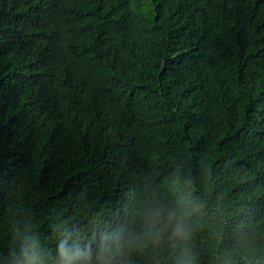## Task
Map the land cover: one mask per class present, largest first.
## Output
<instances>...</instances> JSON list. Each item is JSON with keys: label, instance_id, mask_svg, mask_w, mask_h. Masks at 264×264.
Segmentation results:
<instances>
[{"label": "trees", "instance_id": "obj_1", "mask_svg": "<svg viewBox=\"0 0 264 264\" xmlns=\"http://www.w3.org/2000/svg\"><path fill=\"white\" fill-rule=\"evenodd\" d=\"M182 250L264 264V0H0V264Z\"/></svg>", "mask_w": 264, "mask_h": 264}, {"label": "clouds", "instance_id": "obj_2", "mask_svg": "<svg viewBox=\"0 0 264 264\" xmlns=\"http://www.w3.org/2000/svg\"><path fill=\"white\" fill-rule=\"evenodd\" d=\"M169 218L173 220V223H172L173 234L182 240H187L190 236V232L188 230V227H187V224L184 218L180 215H175L173 217L172 214H169ZM153 237L154 239L159 238L158 229L153 233ZM69 251L70 249H65L66 254ZM104 251L109 256V258H111L114 256V254L117 251H119V246H117L116 248H110L108 245H104ZM22 252L26 256L31 255V247L27 244L24 245V247L22 248ZM176 264H196V261L190 253L182 250L181 253L178 254V259L176 260Z\"/></svg>", "mask_w": 264, "mask_h": 264}]
</instances>
